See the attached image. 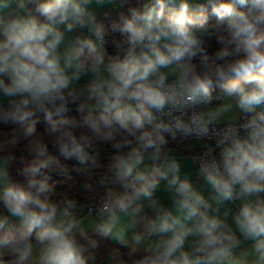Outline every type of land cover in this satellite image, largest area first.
Returning a JSON list of instances; mask_svg holds the SVG:
<instances>
[{
    "label": "clouds",
    "instance_id": "9594fccd",
    "mask_svg": "<svg viewBox=\"0 0 264 264\" xmlns=\"http://www.w3.org/2000/svg\"><path fill=\"white\" fill-rule=\"evenodd\" d=\"M0 264H264V0H0Z\"/></svg>",
    "mask_w": 264,
    "mask_h": 264
},
{
    "label": "trees",
    "instance_id": "16d2710c",
    "mask_svg": "<svg viewBox=\"0 0 264 264\" xmlns=\"http://www.w3.org/2000/svg\"><path fill=\"white\" fill-rule=\"evenodd\" d=\"M175 146V145H173ZM111 148L108 147V146H104L103 148V151H102V155L104 156L105 160L108 158L109 154L111 153ZM13 174H15V171L13 170ZM85 178L83 177H80V176H75L74 174V180L72 182V186L71 187H68L66 185H60L58 187V190L59 191H65V190H68L70 191L74 196H77L80 201L82 203H87L88 200H87V197H88V194L85 193L83 190H82V184L85 183Z\"/></svg>",
    "mask_w": 264,
    "mask_h": 264
},
{
    "label": "crops",
    "instance_id": "0c3cea01",
    "mask_svg": "<svg viewBox=\"0 0 264 264\" xmlns=\"http://www.w3.org/2000/svg\"><path fill=\"white\" fill-rule=\"evenodd\" d=\"M177 149L178 153L181 154V155H187V151L182 147V146H178V145H175L173 146Z\"/></svg>",
    "mask_w": 264,
    "mask_h": 264
}]
</instances>
